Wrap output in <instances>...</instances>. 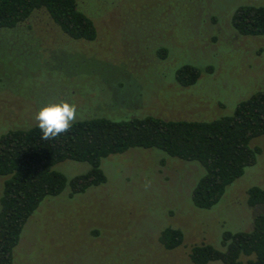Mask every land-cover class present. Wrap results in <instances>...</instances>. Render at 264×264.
<instances>
[{"label": "rangeland", "instance_id": "obj_1", "mask_svg": "<svg viewBox=\"0 0 264 264\" xmlns=\"http://www.w3.org/2000/svg\"><path fill=\"white\" fill-rule=\"evenodd\" d=\"M76 1L94 23L93 40L69 37L44 9L0 28V135L36 125L35 113L49 101L75 104L76 120H211L264 88V35H240L231 25L236 8L264 0ZM185 64L200 69L189 86L175 78ZM251 146L260 149L256 162L209 209L192 203L204 172L197 161L131 147L101 159L104 183L71 195L69 180L90 165L62 160L53 168L66 185L27 219L13 264H191L192 245L222 248L223 231L250 230L264 212V203L247 204L249 187L264 189V135ZM165 227L182 230L179 246L163 247Z\"/></svg>", "mask_w": 264, "mask_h": 264}, {"label": "trees", "instance_id": "obj_2", "mask_svg": "<svg viewBox=\"0 0 264 264\" xmlns=\"http://www.w3.org/2000/svg\"><path fill=\"white\" fill-rule=\"evenodd\" d=\"M36 9H44L59 28L74 39L93 40V21L76 0H0V28H12ZM231 25L240 35H264V5L244 4L236 8ZM158 55L166 57L164 48ZM200 69L185 64L176 70V81L194 84ZM264 135V88L241 100L229 115L211 120L164 119L146 115L123 120L106 117L78 119L69 132L55 139H41L36 125L10 129L0 135V264H13V249L23 226L46 196L59 194L66 178L53 166L65 159L90 165L86 173L69 180L70 192L85 191L102 184L106 176L102 158L131 147L158 148L169 156L197 161L204 172L192 189L195 207L209 209L223 196L227 186L256 162L260 149L251 139ZM264 203V189H247V204ZM183 241V232L165 227L160 242L173 249ZM218 248L208 243L194 244L189 250L191 264H264V212L254 216L247 231L222 232Z\"/></svg>", "mask_w": 264, "mask_h": 264}, {"label": "clouds", "instance_id": "obj_3", "mask_svg": "<svg viewBox=\"0 0 264 264\" xmlns=\"http://www.w3.org/2000/svg\"><path fill=\"white\" fill-rule=\"evenodd\" d=\"M34 119L41 139H55L70 131L77 119V107L64 99L49 101L38 108Z\"/></svg>", "mask_w": 264, "mask_h": 264}]
</instances>
